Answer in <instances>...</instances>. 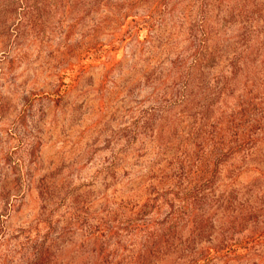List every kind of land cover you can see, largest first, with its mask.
Masks as SVG:
<instances>
[{"label": "rangeland", "instance_id": "obj_1", "mask_svg": "<svg viewBox=\"0 0 264 264\" xmlns=\"http://www.w3.org/2000/svg\"><path fill=\"white\" fill-rule=\"evenodd\" d=\"M263 73L264 0H0V213L11 247L44 232L42 213L60 227L69 211L94 218L150 199L154 220L197 195L210 211L250 214L242 229L214 223L204 245L253 241L213 264H264V133L220 166L214 191L159 184L248 81L263 89Z\"/></svg>", "mask_w": 264, "mask_h": 264}, {"label": "trees", "instance_id": "obj_2", "mask_svg": "<svg viewBox=\"0 0 264 264\" xmlns=\"http://www.w3.org/2000/svg\"><path fill=\"white\" fill-rule=\"evenodd\" d=\"M254 17L261 19L263 14ZM30 22L40 25L38 14ZM262 80L263 89L255 93L252 83L246 81L230 109L206 120L204 129L196 134L188 161L180 163L181 172L165 173L159 184L174 191H214L213 181L220 166L238 153L246 158L264 133V73ZM224 191L236 189L227 187ZM232 199V195L227 197V205ZM4 212L8 214L6 209L0 213V248L3 244L7 247L0 249V264H213L217 256L237 253L253 241L252 236L246 235L204 245L205 237L213 238L215 222L227 219L231 226L242 229L250 214L243 216L236 211L233 216L226 206L221 211H210L197 195L190 207L174 208L172 204L164 218L153 217L154 220L147 219L148 214L155 212L150 199L120 201L116 209L105 210L94 218L83 211H69L58 218L60 227L50 213H42L44 232L35 227V235L30 230L22 242L17 241L20 236H13L17 249L6 237ZM77 231L83 233L79 242L73 239ZM65 234L71 237L64 243L61 238Z\"/></svg>", "mask_w": 264, "mask_h": 264}]
</instances>
